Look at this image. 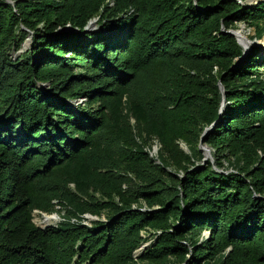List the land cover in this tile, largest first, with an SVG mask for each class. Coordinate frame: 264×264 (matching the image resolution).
Listing matches in <instances>:
<instances>
[{"label":"trees","instance_id":"1","mask_svg":"<svg viewBox=\"0 0 264 264\" xmlns=\"http://www.w3.org/2000/svg\"><path fill=\"white\" fill-rule=\"evenodd\" d=\"M13 1L0 264H264V55L222 32L262 37L264 0ZM56 204L58 224L34 223Z\"/></svg>","mask_w":264,"mask_h":264},{"label":"rangeland","instance_id":"2","mask_svg":"<svg viewBox=\"0 0 264 264\" xmlns=\"http://www.w3.org/2000/svg\"><path fill=\"white\" fill-rule=\"evenodd\" d=\"M100 28H101L100 25H98V23L96 21H94L91 30H98ZM234 30L235 31L242 30V32H243V34L245 36L243 46L246 49L250 48V50H251L252 48L257 47L258 48V54L261 55V56L264 55V35L262 37L258 38V39H255L254 38V28L252 26L246 25V23H244V22L237 23L235 28H234ZM246 40H250L252 44L248 43ZM27 47H28V45L26 43V46L24 45V50H26ZM18 52L16 53V55L18 54ZM263 74H264V72H263ZM83 100H84V98H80V99H78L76 101V103L80 102V101L83 102ZM182 146L185 148V146L183 144H182ZM201 147H202V149H200V150L203 153V159H202L201 163L205 164V162L207 160H210V161H212L214 163L215 161H214V158H213L212 150L208 146H206L205 144H202ZM158 148H159L158 142L154 141L152 143V147H151L152 154H156ZM225 166H227V164H225ZM66 210L67 209L63 208L62 205L60 206L58 204L55 205V210L53 212H51V213H45V212H41V211H39L37 209H34L33 210V221H34V223L36 225H38L40 227H46V226H49V225H56L64 218V214H66V212H67ZM45 215L56 217V221H53L52 224L50 223L49 225L45 226L44 217H43ZM84 217H85L84 223H87V224H89L90 221L97 219L96 216H93V215H91L89 213H86L84 215ZM101 219L103 220L104 216H101ZM143 235L145 236L144 232H143ZM202 235H207V231H203L201 236ZM147 243H149V242H147Z\"/></svg>","mask_w":264,"mask_h":264},{"label":"water","instance_id":"3","mask_svg":"<svg viewBox=\"0 0 264 264\" xmlns=\"http://www.w3.org/2000/svg\"><path fill=\"white\" fill-rule=\"evenodd\" d=\"M6 1H7V2H10V3H14L13 0H6ZM238 1H240V0H238ZM248 2H249V0H248L246 3H248ZM94 21H95V19L91 20V21L87 24V26L85 27V29H86V30H91ZM222 32H224V33H229L230 35H232V36L235 37V39L237 40L238 44H239V45L242 47V49H243L242 57H244V56L250 51V48H249V49H246V48L243 46V43L239 40V38H238V36H237V34H236V31H235L234 29L224 30V28L222 27ZM246 41H247L248 43L252 44L250 40H246ZM26 43H27V45H29V39L26 40V42L23 44V47H24V45L26 46ZM218 85H219V88H220V90H221V92H222V102H221V106H220V113H222L223 108H224V105H225V97H224L223 86L221 85L220 82L218 83ZM211 127H212V125L210 126V128H211ZM210 128H209V129H210ZM207 130H208V129H205V130L203 131L202 135H201L200 143H199V148H200V149H202V147H201V145H202V141H203V139H204V135L207 133ZM147 245H148V243H145V244H143L139 249H142V248H144V247L147 246Z\"/></svg>","mask_w":264,"mask_h":264},{"label":"bare ground","instance_id":"4","mask_svg":"<svg viewBox=\"0 0 264 264\" xmlns=\"http://www.w3.org/2000/svg\"><path fill=\"white\" fill-rule=\"evenodd\" d=\"M236 34H237L239 40H240L242 43H244L245 36H244L242 30H237V31H236ZM43 217H44V224H45V226H46V225H49L50 223L52 224L53 221H56V217H54V216L45 215V216H43ZM41 224H42V223H41ZM143 244H144V243H143Z\"/></svg>","mask_w":264,"mask_h":264}]
</instances>
